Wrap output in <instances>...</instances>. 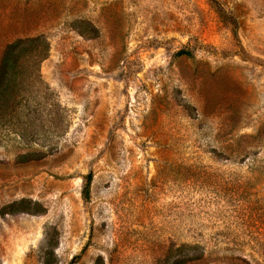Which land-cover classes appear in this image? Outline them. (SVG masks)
I'll return each mask as SVG.
<instances>
[{"label":"rangeland","instance_id":"1","mask_svg":"<svg viewBox=\"0 0 264 264\" xmlns=\"http://www.w3.org/2000/svg\"><path fill=\"white\" fill-rule=\"evenodd\" d=\"M36 36L0 264H264V0H0Z\"/></svg>","mask_w":264,"mask_h":264},{"label":"trees","instance_id":"2","mask_svg":"<svg viewBox=\"0 0 264 264\" xmlns=\"http://www.w3.org/2000/svg\"><path fill=\"white\" fill-rule=\"evenodd\" d=\"M42 46V52L37 55L40 61L44 58L47 46L43 45L41 37L20 38L8 44L3 52L0 63V125H12L14 114L15 95L17 86V73L15 67L20 61L22 54L26 53L30 48V53H34L35 47ZM185 53L183 51L179 52Z\"/></svg>","mask_w":264,"mask_h":264}]
</instances>
